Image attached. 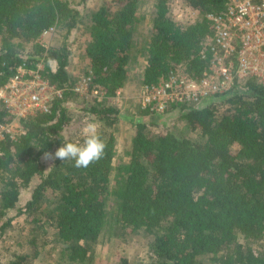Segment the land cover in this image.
<instances>
[{"label": "trees", "instance_id": "trees-1", "mask_svg": "<svg viewBox=\"0 0 264 264\" xmlns=\"http://www.w3.org/2000/svg\"><path fill=\"white\" fill-rule=\"evenodd\" d=\"M139 2L105 0L91 13L86 73L106 96L126 83ZM185 2L197 12L193 22L175 20L167 0L154 1L141 51V84L157 83L172 72L198 80L207 69L209 60L202 56L211 34L207 15L222 13L226 0ZM80 23L82 15L70 0H0V87L18 65L35 68L41 63L42 76L63 90L48 112L20 120L24 134L0 139V231L9 226L14 210L43 213L69 264H89L84 242H94L106 222L116 154L115 134L103 131L97 133L105 142L104 154L86 168L54 155L61 144L82 143L85 137L82 132L65 134L74 123L65 100L75 93L67 37ZM51 28L63 35L58 47L39 42ZM172 107L192 135L152 127V116L169 108L162 113L141 108L133 120L129 161L121 166V186L114 191L116 223L152 236L148 260L135 264H264V248L250 244L264 236V85L248 78L227 93ZM85 110L103 123L116 121V108L103 103ZM6 120L0 102V123ZM49 156L46 167L43 158ZM29 188L30 199L18 207ZM0 264L30 263L15 254L0 257ZM115 264L131 263L121 258Z\"/></svg>", "mask_w": 264, "mask_h": 264}, {"label": "rangeland", "instance_id": "rangeland-1", "mask_svg": "<svg viewBox=\"0 0 264 264\" xmlns=\"http://www.w3.org/2000/svg\"><path fill=\"white\" fill-rule=\"evenodd\" d=\"M105 0H70L72 6L77 8L82 15V23L78 25L67 37L69 46L68 71L75 79V83L88 74L87 60L84 56V47L87 43V27L90 24L91 13ZM155 0H140V19L134 33L133 57L128 67L126 83L119 96H106L101 101L89 93L75 92L69 95L65 104L71 109L74 123L65 130L69 132H82L88 123L97 125V132H113L116 141V154L114 169L111 172L110 188L113 191L106 204L107 218L102 232L94 242H84L88 247L89 264H115L121 258H126L129 263L146 262L148 260L149 245L152 236L142 229H122L115 221L117 213V197L114 191L121 186L123 170L121 166L129 161L128 151L134 130L133 120L141 116L139 106V94L141 90L142 71L144 58L142 49L148 38L153 4ZM168 8L173 18L182 23L193 22L197 18V12H192L185 0H167ZM181 13L180 16L178 14ZM63 40L62 33L54 28L44 32L39 37V42L45 47H58ZM41 64V63H38ZM74 86V85H73ZM101 103L116 108L115 123H103L93 115L86 112L85 108ZM152 127L155 129L177 130L182 135H192L185 127L184 121L178 119L176 107H170L164 115H154ZM52 157H44L46 167L49 166ZM31 189L22 192L18 207L23 206L31 196ZM12 221L0 231V257L8 259L15 254H23L30 264H69L63 255V245L58 240L55 230L44 214H21L16 210L10 213ZM240 241L246 240L240 237ZM256 250L264 248V236L250 242ZM209 259L208 257H205Z\"/></svg>", "mask_w": 264, "mask_h": 264}, {"label": "built area", "instance_id": "built-area-1", "mask_svg": "<svg viewBox=\"0 0 264 264\" xmlns=\"http://www.w3.org/2000/svg\"><path fill=\"white\" fill-rule=\"evenodd\" d=\"M207 18L211 34L202 49V56L209 60L203 76L196 80L172 72L157 83L142 84L138 100L142 109L162 113L173 105L198 104L239 88L248 78L264 85V0H226L222 13ZM42 67L22 63L0 87V102L7 112V120L0 123V139H17L24 134L21 119L48 112L52 100L62 96L63 90L42 76ZM71 90L89 93L97 101L106 98L99 87L91 85L89 75Z\"/></svg>", "mask_w": 264, "mask_h": 264}, {"label": "clouds", "instance_id": "clouds-1", "mask_svg": "<svg viewBox=\"0 0 264 264\" xmlns=\"http://www.w3.org/2000/svg\"><path fill=\"white\" fill-rule=\"evenodd\" d=\"M105 142L97 133V125L88 123L85 128V137L82 143L66 142L55 150V158L60 160L71 159L75 167L86 168L102 157L104 154ZM47 155V154H46Z\"/></svg>", "mask_w": 264, "mask_h": 264}, {"label": "crops", "instance_id": "crops-1", "mask_svg": "<svg viewBox=\"0 0 264 264\" xmlns=\"http://www.w3.org/2000/svg\"><path fill=\"white\" fill-rule=\"evenodd\" d=\"M177 110H178V108H177Z\"/></svg>", "mask_w": 264, "mask_h": 264}]
</instances>
